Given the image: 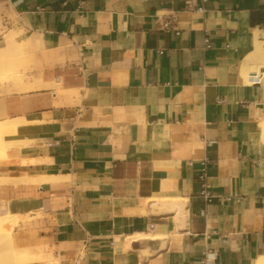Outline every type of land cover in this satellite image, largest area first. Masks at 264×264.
Returning a JSON list of instances; mask_svg holds the SVG:
<instances>
[{"label":"crops","instance_id":"1","mask_svg":"<svg viewBox=\"0 0 264 264\" xmlns=\"http://www.w3.org/2000/svg\"><path fill=\"white\" fill-rule=\"evenodd\" d=\"M78 2L0 0L4 20L18 22L0 30V47L14 33L23 66L34 67L28 75L46 82L0 93V121L54 126L10 138L21 143L9 158L28 164L0 166L18 180L0 183V200L68 204L13 229L15 246L35 258L23 264H204L206 252L214 264H256L264 256V64L247 67L257 83L243 72L256 32L264 55V0ZM178 197L179 223L169 210ZM142 233L150 236L133 238Z\"/></svg>","mask_w":264,"mask_h":264},{"label":"bare ground","instance_id":"2","mask_svg":"<svg viewBox=\"0 0 264 264\" xmlns=\"http://www.w3.org/2000/svg\"><path fill=\"white\" fill-rule=\"evenodd\" d=\"M259 34H260L259 32L255 33L254 41H253L254 51L248 56L246 63L244 65L243 75L245 77L246 82H251L250 75L252 74L247 71V67L250 66L251 64H257L258 67H261L264 64V55L262 52L263 41L260 40ZM23 65H25V59L22 53L20 42L16 39L14 33L6 34V43L2 47H0V82L7 81L9 83L7 84L9 85L8 86L9 91L23 92V91L35 89L40 86L39 85L40 79L38 81L36 77L31 78V76L27 75L29 73L25 74L26 75L25 77L23 74L19 72L20 67ZM40 82H42V79ZM45 83H43V85ZM24 117L23 118L15 117L14 119H8L3 122L0 121V166L6 165L9 163H14V164L21 163L23 165V163L25 164L27 162L28 164V160L25 159L23 161L24 158L22 159V161L21 159L18 160L19 158L18 159L16 158V160H12L9 158V155H8L9 148H12L16 144H20L21 142L19 141L18 142H8L7 138L19 137L20 132H23L24 134L25 129H27L30 134H36L37 131L50 130L54 128L52 122H44L43 120L35 119L34 117H30L29 119H24ZM5 141L7 143H5ZM32 142L33 141L31 140H24V144L29 145ZM50 179H55V177L40 176V175L31 176L30 175L25 178V180H29V181L40 180V182L45 181V180L47 181ZM16 180L17 179H14L11 176L10 177L4 176L0 172V183L9 182V181L16 182ZM52 200L55 202L60 201V199L58 198H55ZM52 200L40 199V198H37V199L35 198L34 199L14 198V199H9V200H0V222L2 220H5L9 216H12L15 218L17 216V218H22L30 214H35L36 212L40 213V211L42 213V210H45L47 207L51 206ZM174 202H175L174 206L169 210L174 212L175 220L177 223H179L183 221L185 218V214H186L185 201H184V198L178 197L175 199ZM6 222L3 221L2 224L4 225L6 224ZM5 226H6L5 228H10L9 229L10 232L12 231V224L9 225L8 223ZM1 227H4V226H1ZM145 234L144 233L138 234L134 236L133 238H146V236H150V235H145ZM37 253H35L34 255H36ZM42 256H44V254ZM23 258L24 260L35 259L31 251L25 252L23 255ZM256 264H264V256H261Z\"/></svg>","mask_w":264,"mask_h":264},{"label":"rangeland","instance_id":"3","mask_svg":"<svg viewBox=\"0 0 264 264\" xmlns=\"http://www.w3.org/2000/svg\"><path fill=\"white\" fill-rule=\"evenodd\" d=\"M9 16L11 19L6 21V20H4V18L0 14V30L1 29H7L9 27L18 25V22H17V20H15L14 16H12V15H9ZM1 37H2V35H0V38ZM31 70H34V67L21 66L19 69V72L26 77L25 74H27V72H30ZM7 84H9L7 81L0 82V93L3 95L4 94H11V92H13V91L8 90L9 85H7ZM53 88H55V87H53ZM56 90H57V88H56ZM58 93H60V92L58 91ZM10 138H7L8 142H18L17 140L11 141ZM11 139H13V138H11ZM5 143H7V142L5 141ZM16 146H18V144L14 145L13 147H16ZM12 148H10L9 151ZM61 203H62L63 207H66L68 205L66 199L60 198L59 202H55L52 200L51 206L47 207L45 210H42V213L40 211V213L36 212L37 214L36 213L30 214V215L24 216L22 218H17V216H16V218L9 216L5 220H2L0 222V225L4 226V227L0 226V264H23V262H28L29 260H24L23 255L25 252L30 251V250L28 248H18L15 246V243L13 240V235H12L13 231H14L13 229L20 227L21 225H25V224L32 225L37 220L43 219L45 217H55L56 214L64 211L63 209H60ZM17 219H19V220H17ZM3 221L4 222L7 221L6 224L3 225L2 224ZM8 223H9V225L12 224V231L11 232L9 230L10 228H5L6 227L5 225H7ZM7 227H9V226H7Z\"/></svg>","mask_w":264,"mask_h":264},{"label":"built area","instance_id":"4","mask_svg":"<svg viewBox=\"0 0 264 264\" xmlns=\"http://www.w3.org/2000/svg\"><path fill=\"white\" fill-rule=\"evenodd\" d=\"M78 4H79V7H80V9H82L83 8V5H84V0H79V2H78ZM8 20V19H7ZM165 27L166 28H169L170 27V24H169V22H167L166 24H165ZM207 41V40H206ZM207 46H209L208 44H207ZM261 80V75L260 74H257V73H252L251 75H250V83H257V82H259ZM199 178H200V180H201V182H202V188H201V195L207 200V201H209V200H211L212 199V197H213V195L212 194H210V188H211V184H210V181L208 180V176H207V174H206V172L205 171H203L201 174H200V176H199ZM214 253H212V252H206L205 253V258H204V260H203V263L204 264H214Z\"/></svg>","mask_w":264,"mask_h":264}]
</instances>
